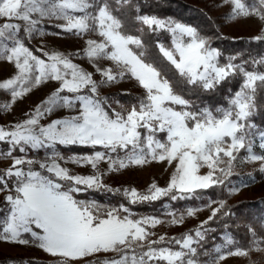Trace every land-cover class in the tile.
Listing matches in <instances>:
<instances>
[{
  "label": "snow or ice",
  "instance_id": "obj_1",
  "mask_svg": "<svg viewBox=\"0 0 264 264\" xmlns=\"http://www.w3.org/2000/svg\"><path fill=\"white\" fill-rule=\"evenodd\" d=\"M125 2L127 0H116L115 4L110 0H0V19L4 21L0 24V60L13 63L17 70L14 77L0 82V90L10 91L11 102L15 103L32 87L49 80L60 84L32 113L26 114V120L8 130L0 127V142L11 145L6 155L12 157V151L17 148L24 153L56 144H79L104 149L91 155L69 157L72 163L91 165L94 169L104 160L108 161L109 171L143 165L149 156L169 164L175 162V171L166 188L152 184L147 194L135 189L124 190L132 203L157 200L174 190L181 194L192 193L222 183L215 173L220 171L228 175L230 171L219 166L227 163L230 170L237 158L235 153L240 149L247 147L251 154L253 125L247 121L256 107L257 90L264 89V71H247L243 65L232 63L235 57L220 64L221 53L194 27L154 16L137 17L152 31L167 29L173 34V48L158 47L186 84L212 89L229 76L243 74V85L231 99L229 108L217 109L218 115L207 108L193 110L192 102L176 90L160 69L145 59L142 40L125 31L116 7ZM223 3L232 6L230 19L257 16L264 21V0H256L252 5H247L244 0H223ZM51 17L66 22L61 25L65 32L77 36L95 33L99 37V40L86 41L84 54L95 64L100 81L94 80L92 73L73 64L62 53H44L45 58L34 55L19 38L21 31L29 36L38 32L40 21ZM254 39H264V35ZM133 45L140 51H134ZM101 60L111 61L114 67L100 66ZM253 63L264 65V58ZM126 75L135 79L144 95L138 105L117 112L99 95V87ZM10 106L5 104L0 108L6 110ZM58 108L74 110L76 114L52 120L47 125L40 124L41 119ZM157 132L167 134L165 142L155 139ZM260 136L264 140V132ZM261 147L264 148V143ZM118 150L125 151V159L112 158L110 153ZM12 159V164L0 173V192L7 191L5 201L10 206L0 231V241L22 245L35 243L46 253L64 258L61 264L100 252L117 253V258L106 260L104 264H158L159 261L197 264L190 258L196 251L191 246V235L186 234L182 241H173L181 246L179 251L157 248L155 245L163 243L165 237L150 240L152 234L146 226L154 227L161 221L130 219L128 215H121V209L102 213L98 205L74 199L73 193L83 190L81 185L102 187L101 173L72 175L57 162L63 159L58 153H53L45 162L23 157ZM250 159L264 160V157L250 155ZM36 163L47 174L33 170L32 165ZM202 167L209 169L206 175L199 174ZM172 198L177 197L173 194ZM122 211L127 213L128 209L122 207ZM194 211L190 209L187 214L193 215ZM218 211L219 208L214 209L212 216L215 217ZM182 220V216L179 220L174 217L171 223ZM26 233L30 234L31 240L23 238ZM196 234L201 236L199 231ZM228 243H232L231 238ZM260 243L253 240V248H236L229 255L247 256L253 249L264 251ZM137 248L142 250L139 254ZM224 258L223 255L218 257Z\"/></svg>",
  "mask_w": 264,
  "mask_h": 264
},
{
  "label": "rangeland",
  "instance_id": "obj_2",
  "mask_svg": "<svg viewBox=\"0 0 264 264\" xmlns=\"http://www.w3.org/2000/svg\"><path fill=\"white\" fill-rule=\"evenodd\" d=\"M191 3L201 5L206 8L209 13L213 16L214 20L217 21V24L221 31L224 34L233 36V37H241V36H261L264 35V21L260 20L257 16L250 17H238L236 19H230V13L232 6L230 4H224L223 0H187ZM111 3H116V0H110ZM247 5H251L248 1L244 0ZM116 7L119 8L120 11L132 10L134 5L129 3V1L120 4H116ZM119 15V13H117ZM78 15V13H77ZM140 16H149L152 17L154 15L143 14ZM157 17V16H154ZM165 21L171 20L175 23H181L176 21L173 18L166 19L160 18ZM123 21V20H122ZM14 23H20L18 21H13ZM140 22V20H139ZM4 23L2 19H0V24ZM66 22L63 19H58L55 17L44 18L40 21L38 28V32H34L30 36L23 31L19 33V38L23 40L25 46L28 47L34 55L45 58L44 53H62L66 57L70 58L73 64L78 65L80 68L85 70L86 72L92 73L93 79L96 81L101 80V76L98 72H96V66L93 64L87 56L84 54V50L86 48V41L88 39H96L99 40V37L95 34H88L86 36H77L71 32H65L62 30L61 25ZM184 24V23H182ZM187 25V24H184ZM140 33L133 35L139 37L141 40L142 35L145 31L150 30L146 25H143L140 22ZM190 26V25H187ZM193 27V26H191ZM152 31V30H151ZM156 32L166 35V38L169 39V46H166L163 43H159V45H163L165 48L171 49L174 47L173 45V34L167 29H160ZM43 33V34H41ZM187 40L188 38L185 37ZM143 42V40H142ZM211 45V44H210ZM134 50L135 46H131ZM213 47V46H211ZM215 48V47H213ZM216 49V48H215ZM102 67H114L111 61L101 60L98 62ZM115 70V69H114ZM17 70L14 67L13 63L8 62L7 60H0V82H3L9 78H12L16 75ZM60 86L58 81H47L42 83L37 87H32L31 91L28 92L21 98H18L15 103L11 102V93L7 90H0V106L5 104H10L11 106L8 109L0 108V127L5 128L6 130L11 129L17 123L23 122L28 117L26 114H30L39 105L42 101L46 100L56 89ZM87 91V90H85ZM116 92L122 94H132V93H143L144 90L138 85L135 79L131 78L129 75H126L123 79H117L115 82L104 84L99 87V95L101 97L106 98L107 103L110 109H114L119 112L122 110H130L131 107L123 105L122 103L117 102L118 95ZM70 95L68 93H61V95ZM113 95L114 98L111 96ZM117 96V97H116ZM116 97V98H115ZM76 112L74 110L58 108L54 110L50 115H46L43 119L40 120L41 125H47L52 120L68 118L69 116L75 115ZM248 123V121H247ZM255 127L251 122L249 123ZM251 133L253 135L250 136L251 139V154L249 153L247 147L244 149H240L236 155V160L232 162L231 169H228L227 163L221 164L219 167L225 169L226 172L230 171V174L223 175L220 171L215 173V177H219L222 179V183H216L212 186L221 188L225 192V202H221L214 199H208L207 203L203 206H199L198 208H193L192 206L187 208L185 214H181L183 220L181 223L173 224L170 220L161 219L155 215H145L138 219L132 217V211L129 210L125 215H128L130 219L140 220L143 218H155L161 223L155 225L154 227L151 225L146 226V230L151 233L149 239L150 240H159L161 236L165 237V241H169L172 238H177L181 232L186 230L187 228H193L191 235L193 239L192 247L197 248L200 244V241L205 237L204 227L210 220L214 217L212 216V212L214 209L222 208L221 203H234L241 199H258L264 197V160H251L250 155L262 156L264 157V148L261 147V144L264 143V140L261 139L260 132H254L251 129ZM167 138V134L164 132H157L155 135V139L165 142ZM7 143V142H2ZM56 145H59L57 148ZM51 148H40L33 150L37 154H16V149L12 151V157H23L26 160H34L37 162H45L49 156L53 153H58L59 157H63V159H58L57 162L62 166L69 170V173L72 175L79 176H91L101 173L100 181L103 185L99 188L109 189L114 192L122 193L125 195L124 190L135 189L138 193L147 194L151 188L152 184H155L157 187L166 188L170 178L175 171V162L169 164L167 161H158L152 160L151 157H148V161L143 165H129L125 168H120L117 171H109V164L107 160H104L99 163L96 169L92 168L91 165H80L76 163H72L69 160V157L73 156H84L91 155L93 152L89 153H62L60 151L61 146H83V145H60L56 144ZM7 146V147H6ZM88 148H92L90 146H86ZM100 150L96 151H104L101 146ZM11 145L7 143V145H3L0 143V170L5 171L13 162L12 157H8L6 153L10 150ZM32 150V149H30ZM59 150V151H58ZM28 151V150H27ZM20 152V151H19ZM26 152V151H25ZM29 152V151H28ZM113 159H125L126 153L124 150H118L116 153H110ZM227 161V158H224ZM27 168V166H25ZM33 170L41 171L44 173V170L39 168V163L32 165ZM209 169L207 167H202L199 170L200 175H206ZM47 174V173H44ZM50 175V174H49ZM65 185L68 184L67 181H62ZM211 186V187H212ZM84 191L86 186H79ZM97 188V187H93ZM210 188V187H209ZM208 189V188H207ZM204 190V189H196ZM79 191V192H82ZM73 193V197L75 198V194ZM177 192L178 196L187 197L190 196L191 193L181 194L178 191L174 190L173 193H169L166 197L171 198L173 194ZM193 193V192H192ZM8 194L7 191L0 192V206H2L1 214H0V231H2L4 224L3 221L6 220L9 210V205L5 201V195ZM187 194V195H186ZM126 196V195H125ZM129 197V196H127ZM165 196H161L159 199L164 198ZM130 198V197H129ZM157 199V200H159ZM78 201V200H77ZM152 201V200H147ZM84 203H94L99 206L101 212L103 213L106 210H110L112 208L104 209L97 202L94 201H81ZM142 202V201H138ZM168 202V201H166ZM169 203H165L167 206ZM195 210L193 215H188L189 210ZM121 215H124L121 213ZM180 216V217H181ZM180 217H175L179 220ZM211 217V219H210ZM246 222L248 224L247 218L240 217V221ZM206 222V223H205ZM250 223V222H249ZM251 227V226H250ZM249 227V228H250ZM257 232H251L249 236L246 234L249 243L247 246H239L234 241V238L230 233H221V242H216L214 246V252L210 256L212 259L211 262H200L194 257H190L196 260L197 264H264V251H256L252 250L249 252L247 256H236L229 255L230 251H234L236 248H253V240L261 241L260 247L264 248V228L257 229ZM38 231V230H37ZM197 231L201 233V236H197ZM250 231V230H249ZM23 238L31 240L30 234H24ZM231 238L232 243H228V239ZM177 240H180V238ZM182 241V240H181ZM155 247H157L155 245ZM158 248V247H157ZM167 248V247H165ZM181 249L173 250L179 251ZM184 251H187L186 249ZM195 251V252H196ZM103 254V255H111V259L117 258V253L115 252H100L90 256H86L83 258H78L76 260H69L68 263L71 264H80L84 258L94 257ZM131 255V253H129ZM10 255H24L29 258H35L41 255H44L49 258H55L59 260H63L64 258L58 256H52L49 253H46L35 243H29L26 245L17 244V243H9L5 241H0V256ZM223 255L225 258L220 260L218 257ZM103 258V261H100L96 264H104V261L111 260ZM158 264H166L164 261H159Z\"/></svg>",
  "mask_w": 264,
  "mask_h": 264
},
{
  "label": "trees",
  "instance_id": "obj_3",
  "mask_svg": "<svg viewBox=\"0 0 264 264\" xmlns=\"http://www.w3.org/2000/svg\"><path fill=\"white\" fill-rule=\"evenodd\" d=\"M134 5L132 10H119V16L123 20L125 31L130 35H136L140 32V22L137 17L139 15L148 14L160 18H173L181 23L193 26L198 33L208 38L211 46L215 47L221 56L218 58L220 64H226L232 60V63L243 65L245 70L264 71V65L254 64L253 61H258L264 58V39L256 40L255 36L233 37L224 34L219 28L217 21L209 11L201 5L191 3L187 0H127ZM249 4H253L256 0H246ZM144 44L145 59L153 63L158 69L166 75L170 81L176 86V90L180 92L186 99L192 102L193 110L209 109L214 115H218L217 109H227L230 107V101L234 95L240 91L244 82V76L241 73L229 76L225 80L216 84L212 89H204L198 85L186 84L173 66L163 57L159 50V43L169 46V39L166 35L156 31L147 30L142 35ZM134 51L139 52L140 49L134 48ZM118 95L117 102L128 107L138 105L143 97V93H128ZM112 98L113 95L111 96ZM115 97V98H116ZM253 123L254 132H264V89H258L256 93V107L253 114L248 118V123ZM7 145V143H2ZM7 147V146H6ZM58 148L59 145H56ZM62 153H89L100 150L99 147L88 148L86 146H61ZM29 151V152H28ZM23 154H37L33 150H28ZM59 151V150H58ZM16 154L21 155L19 149H16ZM67 153V154H68ZM0 170V173H3ZM13 185L10 182L9 187ZM175 195L178 193L175 192ZM187 195V194H186ZM190 196H178L176 199L164 197L159 200L142 201L132 203L131 199L122 193L114 192L104 188H86L84 191L76 193L75 198L78 201H94L101 207L106 209H121L128 208L132 211V217L138 219L145 215H155L161 219L170 220L173 217H180L185 214L189 206L198 208L214 199L225 202V192L221 188L212 186L208 189L197 190L189 194ZM207 200V201H206ZM168 201V202H166ZM165 203H169L167 206ZM2 206H0L1 214ZM245 217L249 225L244 221H240V217ZM251 226V227H250ZM250 227V228H249ZM205 237L197 248L195 255L192 256L200 262H211L210 256L214 252L216 242H221V233H230L234 241L239 246H247L249 243L246 234L249 236L251 232H257L255 228H264V197L258 199H241L234 203H226L217 212L216 216L210 220L204 227ZM250 230V231H249ZM193 228H187L179 234L178 239L182 240L186 234L192 233ZM177 238H172L169 241L157 244L158 248H171L172 250L181 249L179 244L174 243ZM146 250V249H144ZM142 250L137 248L139 254ZM111 255L100 254L94 257H87L80 264H96L105 259H111ZM63 260L49 258L44 255L29 258L24 255L16 256H0V264H61ZM67 264H71L68 263Z\"/></svg>",
  "mask_w": 264,
  "mask_h": 264
}]
</instances>
